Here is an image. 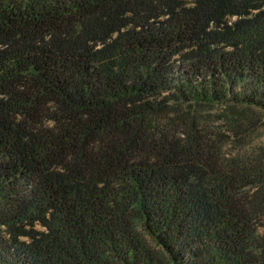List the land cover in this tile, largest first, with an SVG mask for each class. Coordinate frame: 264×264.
I'll return each mask as SVG.
<instances>
[{
  "label": "trees",
  "instance_id": "16d2710c",
  "mask_svg": "<svg viewBox=\"0 0 264 264\" xmlns=\"http://www.w3.org/2000/svg\"><path fill=\"white\" fill-rule=\"evenodd\" d=\"M252 107L264 0H0V264H264Z\"/></svg>",
  "mask_w": 264,
  "mask_h": 264
},
{
  "label": "rangeland",
  "instance_id": "374dc122",
  "mask_svg": "<svg viewBox=\"0 0 264 264\" xmlns=\"http://www.w3.org/2000/svg\"><path fill=\"white\" fill-rule=\"evenodd\" d=\"M223 106L215 105L214 110ZM243 122L239 125L230 124L226 119L218 120L215 124L221 126L223 132V151L229 155H240L264 145V109L260 107L247 108L240 113Z\"/></svg>",
  "mask_w": 264,
  "mask_h": 264
}]
</instances>
